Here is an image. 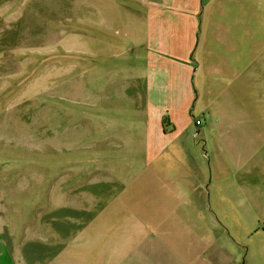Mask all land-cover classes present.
Returning <instances> with one entry per match:
<instances>
[{
    "label": "crops",
    "instance_id": "0c3cea01",
    "mask_svg": "<svg viewBox=\"0 0 264 264\" xmlns=\"http://www.w3.org/2000/svg\"><path fill=\"white\" fill-rule=\"evenodd\" d=\"M95 20L78 53L97 167L78 186L103 194L97 225L128 236V264H264V0H96Z\"/></svg>",
    "mask_w": 264,
    "mask_h": 264
},
{
    "label": "rangeland",
    "instance_id": "374dc122",
    "mask_svg": "<svg viewBox=\"0 0 264 264\" xmlns=\"http://www.w3.org/2000/svg\"><path fill=\"white\" fill-rule=\"evenodd\" d=\"M95 15L96 0H0V244L16 264L129 263L116 244L128 236L113 220L97 225L103 194L78 186L97 167L84 119L99 112L82 97L78 53L96 46ZM257 108L251 118L264 120ZM192 115L205 130L199 105Z\"/></svg>",
    "mask_w": 264,
    "mask_h": 264
},
{
    "label": "built area",
    "instance_id": "2783aa9c",
    "mask_svg": "<svg viewBox=\"0 0 264 264\" xmlns=\"http://www.w3.org/2000/svg\"><path fill=\"white\" fill-rule=\"evenodd\" d=\"M195 123H196V126H199L201 122H200V120H196Z\"/></svg>",
    "mask_w": 264,
    "mask_h": 264
}]
</instances>
